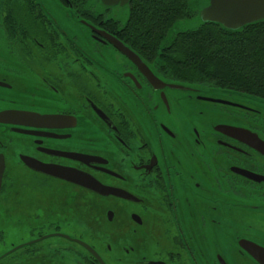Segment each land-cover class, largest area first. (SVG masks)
I'll use <instances>...</instances> for the list:
<instances>
[{"label":"flooded vegetation","instance_id":"obj_1","mask_svg":"<svg viewBox=\"0 0 264 264\" xmlns=\"http://www.w3.org/2000/svg\"><path fill=\"white\" fill-rule=\"evenodd\" d=\"M113 7L0 0V264H264V101L171 78Z\"/></svg>","mask_w":264,"mask_h":264},{"label":"trees","instance_id":"obj_2","mask_svg":"<svg viewBox=\"0 0 264 264\" xmlns=\"http://www.w3.org/2000/svg\"><path fill=\"white\" fill-rule=\"evenodd\" d=\"M191 0H134L125 38L141 53L168 63L169 76L186 83H211L264 101V21L230 31L203 23L175 34L157 54L172 26L189 19ZM156 56H159L158 58Z\"/></svg>","mask_w":264,"mask_h":264},{"label":"water","instance_id":"obj_3","mask_svg":"<svg viewBox=\"0 0 264 264\" xmlns=\"http://www.w3.org/2000/svg\"><path fill=\"white\" fill-rule=\"evenodd\" d=\"M101 2L109 7L117 5L129 7L130 4V0H101ZM197 16L200 24L196 28L203 23H214L230 31H239L246 25L264 21V0H207L197 12ZM168 34L172 33L169 31ZM116 44L123 50L131 51L123 42H116ZM132 53L137 56L134 52ZM155 81L159 80L155 78ZM172 87L181 88L180 86Z\"/></svg>","mask_w":264,"mask_h":264},{"label":"rangeland","instance_id":"obj_4","mask_svg":"<svg viewBox=\"0 0 264 264\" xmlns=\"http://www.w3.org/2000/svg\"><path fill=\"white\" fill-rule=\"evenodd\" d=\"M207 0H191L190 5L188 7L189 13L191 14V17L186 20H182L179 22H176V24L173 25L170 32L172 34H168L169 38H173L177 32H182L186 30H195V28L200 24V20L197 16V12L204 6ZM113 12H119L117 17L121 20H126L128 15H130V10L128 5H125L122 7L121 11L118 9V7L112 8Z\"/></svg>","mask_w":264,"mask_h":264}]
</instances>
